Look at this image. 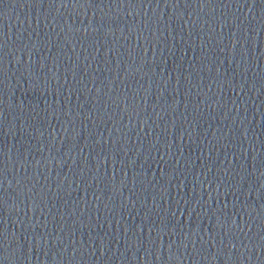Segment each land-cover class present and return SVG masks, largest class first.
I'll return each instance as SVG.
<instances>
[{
  "label": "water",
  "instance_id": "obj_1",
  "mask_svg": "<svg viewBox=\"0 0 264 264\" xmlns=\"http://www.w3.org/2000/svg\"><path fill=\"white\" fill-rule=\"evenodd\" d=\"M0 264H264V0H0Z\"/></svg>",
  "mask_w": 264,
  "mask_h": 264
},
{
  "label": "snow or ice",
  "instance_id": "obj_2",
  "mask_svg": "<svg viewBox=\"0 0 264 264\" xmlns=\"http://www.w3.org/2000/svg\"><path fill=\"white\" fill-rule=\"evenodd\" d=\"M63 2H65V3H66V2H67V0H63Z\"/></svg>",
  "mask_w": 264,
  "mask_h": 264
}]
</instances>
